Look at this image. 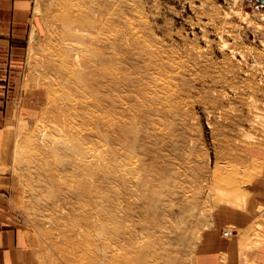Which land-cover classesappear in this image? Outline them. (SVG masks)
<instances>
[{"label": "rangeland", "instance_id": "1", "mask_svg": "<svg viewBox=\"0 0 264 264\" xmlns=\"http://www.w3.org/2000/svg\"><path fill=\"white\" fill-rule=\"evenodd\" d=\"M262 12L32 0L5 171L36 264H196L219 209L264 212Z\"/></svg>", "mask_w": 264, "mask_h": 264}, {"label": "crops", "instance_id": "2", "mask_svg": "<svg viewBox=\"0 0 264 264\" xmlns=\"http://www.w3.org/2000/svg\"><path fill=\"white\" fill-rule=\"evenodd\" d=\"M32 0H0V264H36V236L25 224L16 223L12 212V177L6 161L14 95V69L30 27ZM220 228L207 231L197 249L196 264H243L248 256L264 264V212L221 208ZM227 226L233 236L223 235ZM259 233L256 238L254 236Z\"/></svg>", "mask_w": 264, "mask_h": 264}, {"label": "water", "instance_id": "3", "mask_svg": "<svg viewBox=\"0 0 264 264\" xmlns=\"http://www.w3.org/2000/svg\"><path fill=\"white\" fill-rule=\"evenodd\" d=\"M256 1L260 4V6L264 7V0H256Z\"/></svg>", "mask_w": 264, "mask_h": 264}, {"label": "bare ground", "instance_id": "4", "mask_svg": "<svg viewBox=\"0 0 264 264\" xmlns=\"http://www.w3.org/2000/svg\"><path fill=\"white\" fill-rule=\"evenodd\" d=\"M262 16H263V18H264V12H262ZM79 29V28H78ZM70 31V30H69ZM76 38V37H75ZM81 41H82V39H81ZM83 42H84V40H83ZM79 56V55H78Z\"/></svg>", "mask_w": 264, "mask_h": 264}, {"label": "built area", "instance_id": "5", "mask_svg": "<svg viewBox=\"0 0 264 264\" xmlns=\"http://www.w3.org/2000/svg\"><path fill=\"white\" fill-rule=\"evenodd\" d=\"M224 234L227 235V234H229V232L226 231Z\"/></svg>", "mask_w": 264, "mask_h": 264}]
</instances>
